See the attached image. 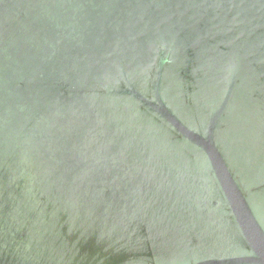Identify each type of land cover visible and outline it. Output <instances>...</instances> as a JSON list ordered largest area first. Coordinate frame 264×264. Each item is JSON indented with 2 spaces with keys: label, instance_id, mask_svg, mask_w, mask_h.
Segmentation results:
<instances>
[{
  "label": "water",
  "instance_id": "1",
  "mask_svg": "<svg viewBox=\"0 0 264 264\" xmlns=\"http://www.w3.org/2000/svg\"><path fill=\"white\" fill-rule=\"evenodd\" d=\"M0 264H264V0H0Z\"/></svg>",
  "mask_w": 264,
  "mask_h": 264
}]
</instances>
